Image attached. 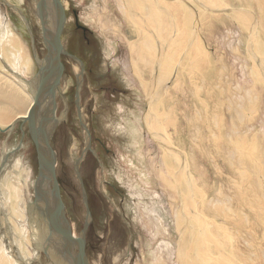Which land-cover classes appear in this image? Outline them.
I'll use <instances>...</instances> for the list:
<instances>
[{
    "label": "rangeland",
    "instance_id": "rangeland-1",
    "mask_svg": "<svg viewBox=\"0 0 264 264\" xmlns=\"http://www.w3.org/2000/svg\"><path fill=\"white\" fill-rule=\"evenodd\" d=\"M10 1L25 14L34 42L20 15L0 0V46L14 33L23 42V52L32 60L34 52L42 58L46 47L36 11L39 0ZM139 2L62 0L67 16L62 42L86 63L88 73L80 96L83 118L93 138V153L86 154L88 138L74 102L79 66L64 56L56 110L60 124L51 145L57 153V176L72 232L78 237L84 225H90L86 233L90 264H157L159 256L163 264H264L261 1ZM133 5L146 11L139 13L142 18ZM75 12L80 24L89 29L87 34L76 27ZM128 17L142 27L141 36L146 32L153 48L151 56L156 58L152 57L153 68L146 76L150 97L133 72L128 46L129 41L136 44L144 37L137 34L140 30ZM143 25L153 28V39ZM191 44L196 50L184 55ZM0 64L1 70L18 80L30 83L35 77L22 75L1 57ZM150 110V119L161 125L157 124L162 130L157 132L163 143L145 124ZM23 121H16L12 128L0 127V184L19 187L22 207L33 202L38 174L36 149L28 123ZM23 131L21 148L2 167L5 153L20 145ZM163 166L171 188L159 182ZM84 187L92 216L86 208ZM7 205L4 197L0 234L7 233L15 259L22 264L23 243L6 220ZM154 210L163 215L169 233L161 228L159 235ZM36 259L47 261L43 251Z\"/></svg>",
    "mask_w": 264,
    "mask_h": 264
},
{
    "label": "bare ground",
    "instance_id": "bare-ground-1",
    "mask_svg": "<svg viewBox=\"0 0 264 264\" xmlns=\"http://www.w3.org/2000/svg\"><path fill=\"white\" fill-rule=\"evenodd\" d=\"M4 1V0H3ZM9 4H6L11 8L13 9L17 14L20 15V13L14 9L12 6L20 9L17 5H15L12 1L10 0H6ZM61 3H62V0H60ZM131 1V0H129ZM261 3V8H262V11H264V0H260ZM135 2V1H134ZM132 1V3H134ZM139 2V0H138ZM166 2V1H165ZM174 1H172L173 3ZM178 2V1H176ZM159 3V2H158ZM207 3V1H206ZM205 3V4H206ZM135 4V3H134ZM169 4V3H168ZM175 4V3H173ZM204 4V3H203ZM204 4V5H205ZM63 5V3H62ZM138 5H141V3L139 2ZM156 5V4H155ZM166 5H167V2H166ZM151 6V5H150ZM211 7V5H209ZM37 9V13H38V16L40 18V21H41V27H42V32H43V36H44V32L46 35L50 36L51 33H52V30L54 29V26H55V23H54V20H55V14H56V9L55 7H53L51 4L47 5L46 3L45 4H41L40 6L37 5L36 6ZM64 7V5H63ZM134 7V11L136 13H140L142 12V8L141 9H138L135 5H133ZM132 7V8H133ZM214 7V6H213ZM152 8V7H151ZM178 8V6H177ZM144 9V8H143ZM149 9V8H148ZM146 8V10H148ZM174 9V8H173ZM172 9V10H173ZM209 9V8H208ZM211 9V8H210ZM22 11V9H20ZM130 10V9H129ZM214 10V9H213ZM64 11H65V7H64ZM23 12V11H22ZM146 12V11H145ZM144 10L142 12V14L144 13ZM158 12V10H157ZM179 12V11H178ZM66 13V12H65ZM134 13V12H133ZM162 13V12H161ZM24 14V13H23ZM140 14L138 16H140ZM141 14V15H142ZM175 13H173L174 15ZM25 15V14H24ZM147 15V14H146ZM149 15V14H148ZM151 15H154V14H151ZM157 15V14H156ZM202 15V14H201ZM21 17V15H20ZM157 17V16H156ZM2 18V17H1ZM0 18V20H1ZM22 18V17H21ZM132 18V17H130ZM128 17V20L131 24H134L133 26H135L137 28V30H140V26H138L137 24H135V22L131 21ZM140 18H142L140 16ZM139 18V20H141ZM203 18V17H202ZM171 21V20H170ZM143 22V21H142ZM158 22V21H157ZM1 24V23H0ZM28 24V23H27ZM29 25V24H28ZM149 25V24H148ZM180 24H178V27H179ZM156 26V25H155ZM173 26V25H172ZM28 27V26H27ZM77 27V26H76ZM143 27L145 28V25H143ZM78 28V27H77ZM133 28V27H132ZM78 29H81V28H78ZM153 29V28H152ZM152 29L149 28H145V31H147L148 35L152 38ZM175 29V28H174ZM177 29V28H176ZM181 29V28H180ZM29 34H30V39L32 40V42H34V34L30 28V25H29ZM64 30V29H63ZM83 30V29H82ZM89 30V29H88ZM132 30V29H131ZM179 30V28H178ZM144 31V30H143ZM142 31V33H143ZM175 31V30H174ZM182 31V29H181ZM180 31V32H181ZM196 31V30H195ZM12 32V31H11ZM10 32V33H11ZM10 33L8 35H10ZM63 33V32H62ZM141 33V30L138 31L137 34H139L140 36L142 35ZM146 33V32H145ZM144 33L145 36H141V37H144V39L142 38L138 43L134 44L133 41H129L128 42V46L130 47V55H131V60H132V69H133V72L134 74L138 77L139 79V82H140V87L145 90V91H148L149 92V97H150V89L148 90L147 89V85H148V81L146 80V76L148 74L151 73V70H152V57L151 56L153 54V48L152 46L150 45V42L149 40H147V38H149L148 36H146V34ZM177 33V32H176ZM188 33V31H187ZM186 33V34H187ZM122 34V33H121ZM168 34V33H167ZM62 36V35H61ZM139 37V36H138ZM176 37V36H175ZM178 37H181V36H178ZM0 38H1V34H0ZM146 38V39H145ZM186 38V37H185ZM188 38V37H187ZM187 38L185 40H187ZM191 38V36H190ZM193 38V37H192ZM153 39V38H152ZM181 39V38H179ZM178 39V41H179ZM193 41V40H192ZM197 42V41H196ZM22 40H19L18 36L14 33H12V35L8 36V39L6 40V42L4 44H2L0 46V57L1 58H4V64L8 63H11L13 65V67L15 68V70H18L22 75H28V76H31V75H36L39 68H37L36 65H38V63L40 62V59H43L44 57H46V55L43 57V58H40L38 56H36L35 54H33V57L34 59L32 60V57H30L28 53H25L23 52L22 50V47H21V44H22ZM156 43V42H155ZM179 43V42H178ZM193 44V43H192ZM189 45L188 48H185L186 50L188 49V52L186 51V53L184 52V55L187 54L188 56L190 55V53L192 51H195L196 48H193L194 45ZM196 45V43H194ZM176 45V44H175ZM63 46V45H62ZM177 46V45H176ZM179 46V44H178ZM4 47V48H3ZM45 47H46V41H45ZM165 47V46H164ZM171 48H173L172 46H170ZM197 47V46H196ZM65 52H68L70 55H73V56H76L75 54L69 52L64 46H63ZM193 48V49H192ZM161 49H162V45H161ZM175 49V48H174ZM177 49V48H176ZM192 49V51L190 52V50ZM202 49V48H201ZM181 50V49H180ZM160 51V49H159ZM171 51V49H170ZM184 51V50H183ZM163 50H161V54H162ZM166 52V51H165ZM177 52V51H176ZM181 52V51H180ZM6 53V54H5ZM16 54V59H12L11 55H15ZM46 53H47V48H46ZM168 53V50L165 54ZM182 53V52H181ZM194 53V52H192ZM197 53V52H196ZM195 53V54H196ZM203 53V52H202ZM3 54V56H2ZM170 54V53H169ZM207 55V54H206ZM61 56H65L66 58L69 57L68 55L62 53ZM169 56V55H168ZM191 56H194L191 54ZM204 56V55H203ZM38 57V58H37ZM78 57V56H76ZM167 57V56H166ZM178 57V56H177ZM70 58L72 60H74L73 57L70 56ZM79 58V57H78ZM155 57H153L154 59ZM160 58V57H158ZM196 58V57H195ZM80 59V58H79ZM156 59V58H155ZM154 59V61H155ZM164 60H166L165 58H163ZM204 60V58L202 59ZM257 60V59H256ZM34 61V62H33ZM36 61V62H35ZM76 61V60H74ZM177 61V60H176ZM201 61V60H200ZM205 61V60H204ZM159 62V60H158ZM157 62V63H158ZM161 62V61H160ZM170 62V61H169ZM35 63V65H34ZM73 63H76L78 64L79 66V70L77 73H80L82 71V66L81 64L76 61V62H73ZM84 63V62H83ZM154 63V62H153ZM156 64V63H155ZM159 64V63H158ZM163 64V62L161 63ZM84 65V71H83V78H82V83H81V87L85 81V77H86V74H87V70H86V67H85V64ZM165 65V63H164ZM168 65V64H166ZM74 66V65H73ZM163 66V65H162ZM161 66V67H162ZM258 66V65H257ZM64 67V66H63ZM168 67V66H167ZM2 68V65L0 64V127L2 128H5V127H11L15 124L16 121L20 120V119H25L32 106L34 105V94H33V85L32 83H28L27 81H25L24 79L23 80H18L17 78L15 77H12L11 75L7 74V72L4 70H1ZM74 68H77V66H74ZM169 68V67H168ZM167 68V69H168ZM255 68V66H254ZM158 69V68H156ZM160 69V68H159ZM158 69V70H159ZM164 69V68H163ZM65 71V70H64ZM63 71V72H64ZM161 71H162V68H161ZM164 71V70H163ZM4 72V73H3ZM166 72V71H165ZM167 73V72H166ZM20 74V75H21ZM161 74V72L159 73ZM164 74V73H163ZM162 74V75H163ZM77 75H75L76 77V87H75V97H74V102H75V105H76V108H77V102H76V91H77V82H78V78H77ZM165 75V74H164ZM161 76V75H160ZM259 76V75H258ZM36 77V76H35ZM34 77V79H35ZM161 78V77H160ZM261 78V77H260ZM22 81V82H21ZM161 81V80H160ZM39 82H41V80H39ZM34 84L37 85V81H34ZM157 84V82H156ZM60 84L56 90V105L54 107V110H55V116H56V110H57V107H58V103H57V94L58 92L60 93ZM81 87H80V91H81ZM30 88V90H29ZM140 88V89H141ZM154 88V87H153ZM157 88V87H156ZM155 90V89H154ZM80 91H79V96H80ZM152 92V91H151ZM152 96V95H151ZM150 100V99H148ZM153 101V99H151ZM53 104H54V101L52 102V98L48 97L46 100H44L43 104H42V115H48L52 109H53ZM79 106H80V114L83 118L84 114H85V111L82 107V96H80V99H79ZM163 109V108H162ZM160 111V110H159ZM152 110L149 111V115L145 118V124L148 128V130L151 132H153L155 134V136L153 137H156V139L159 141V142H162L163 141L159 138L158 136V126L157 124L159 123H156L154 121H152V119H150V116L152 115ZM161 112V111H160ZM77 113H78V117L79 116V112L77 110ZM159 114V113H158ZM162 114V113H161ZM165 114V113H164ZM156 115V114H155ZM178 116V115H177ZM161 117V116H160ZM187 117V116H186ZM58 118V117H57ZM158 118H159V115H158ZM175 118V117H174ZM172 119V122H175V119ZM184 118V117H183ZM182 118V119H183ZM59 119V118H58ZM160 119V118H159ZM60 120V119H59ZM80 120V119H79ZM84 120V118H83ZM158 119H156L157 121ZM163 121V120H162ZM165 123L167 122L164 121ZM171 122V121H170ZM86 123V126L89 130V133H87L86 131V127H83L84 130L86 131V136L88 138V142H86V150L88 149V147L90 146L91 147V150H88L86 152L89 153L90 151L93 153V148L91 146L92 142H93V138H92V133L90 131V128L88 126V123ZM161 123V122H160ZM60 124V122H59ZM58 124V125H59ZM171 124V123H170ZM58 125L51 131V137H53V134L56 130V128L58 127ZM160 125V124H159ZM164 125V123L162 124ZM167 125V124H166ZM166 125H164L163 127H166ZM182 125H184V123L182 122ZM161 126V125H160ZM169 126V125H168ZM167 126V127H168ZM173 126V124H172ZM162 127V128H163ZM12 128V127H11ZM177 128V127H176ZM175 129V128H174ZM160 132L162 131L161 129H159ZM158 130V131H159ZM135 131V130H134ZM176 131V129H175ZM165 132V131H164ZM177 132V131H176ZM135 133V132H134ZM151 133V134H153ZM167 133V132H166ZM165 133V134H166ZM136 134H138L137 132V129H136ZM179 134V133H178ZM168 135V134H167ZM169 136V135H168ZM167 136V137H168ZM138 139H140V136L137 135ZM173 139H177L176 136L172 137ZM169 139V138H168ZM143 141V140H142ZM179 141V140H178ZM141 144V142L139 141V145ZM159 145V144H158ZM164 145V144H162ZM163 148V147H162ZM166 148V147H165ZM166 150V149H165ZM169 150V149H167ZM167 153V152H166ZM57 154V153H56ZM168 155V154H167ZM99 163H100V158L98 156H96ZM164 158V157H163ZM166 158V157H165ZM168 158V157H167ZM82 161V160H81ZM173 161V160H172ZM164 163V162H163ZM169 163V162H168ZM176 163V162H175ZM20 164V162H19ZM24 164V163H23ZM165 164V163H164ZM134 165V164H133ZM166 165V164H165ZM177 165V164H176ZM17 166L18 163H17ZM167 166V165H166ZM175 166V164L173 165V167ZM172 168V167H171ZM170 168V169H171ZM169 169V168H168ZM170 171V170H169ZM171 171L173 172V170L171 169ZM175 171V170H174ZM160 173H158V176H159V182L161 184L162 187L164 188H167L168 186V180H166V177L164 175V172H166V167L163 166L160 170H159ZM39 173V171H38ZM168 173V172H167ZM166 173V174H167ZM174 174V172H173ZM176 174V173H175ZM178 174V173H177ZM38 176V174H37ZM81 176V174H80ZM174 176V175H173ZM171 177V176H170ZM2 178V177H1ZM37 178V177H36ZM82 178V176H81ZM176 178V177H175ZM158 179V178H157ZM172 179V178H171ZM2 182V181H1ZM82 182H83V179H82ZM180 182V181H179ZM3 183V182H2ZM181 183V182H180ZM2 186H0V189L4 195H1L2 197L0 198V204H1V210L4 212V197H5V200H7V212H9L8 214V217L6 218V220H8V222L10 224H12L11 226H13L15 228V232L18 233L17 235H19V237L21 238V241L23 243V248H24V254H23V259H22V264H43L42 262H44L43 260H41L39 262L37 258L38 256V252H41V251H44L46 256H47V261H46V264H81L78 256H76V253H73V251L71 250V248H69V246L61 241V238L60 236H55L53 235L50 239L49 238V232H50V228L52 227L51 225V208L53 206V202H52V198H51V193L49 191H46V190H43L41 192H39V201H37V204L34 205L35 203V199H36V193H35V189H34V198H33V202H31L28 205L22 207L21 206V190L19 189V187H15L14 185H4V184H0ZM14 186V187H13ZM82 188H83V184H82ZM171 188V186H170ZM84 190H85V193L83 194L84 195V199H85V203L88 205V195H87V192H86V188L84 187ZM23 195V194H22ZM23 199V198H22ZM32 200V199H31ZM26 202V201H25ZM28 203V202H26ZM25 203V204H26ZM24 204V205H25ZM87 205H86V208H87ZM88 208H89V205H88ZM28 209H29V213L28 214ZM6 210V209H5ZM90 210V208H89ZM155 216V219H157L158 221V225L160 228L159 229V235H160V230L161 228H163V230L167 233H169V229L167 228L166 226V221L163 217L162 214L156 212L155 210L152 211ZM5 216V215H4ZM91 216V215H90ZM2 218V217H1ZM2 220V219H1ZM180 220H181V217H180ZM28 221V222H27ZM181 223V222H180ZM27 224L30 225L31 227V230L32 232L30 231V229H28L27 227ZM177 224V223H176ZM179 224V223H178ZM5 225V224H3ZM179 227V226H178ZM181 228V227H180ZM179 228V229H180ZM84 229V228H83ZM88 228H86V230L84 231L83 233V230L81 231V234L78 236V237H82V233H83V238H84V243H85V253H86V233H87V230ZM4 235L0 234V264H18L17 261H16V256L17 254L15 255L14 252L12 251V248L9 246L8 244V241L6 240V234L5 231H3ZM76 236V235H75ZM166 238V237H165ZM10 239V237H9ZM34 245V247H33ZM167 246H169V243H167ZM15 247V246H14ZM38 247V250H36ZM77 251L78 249L75 248ZM190 249V248H189ZM52 251V252H51ZM21 252V250H20ZM48 253L51 257V260L50 258L48 257ZM53 254V255H52ZM15 256V257H14ZM87 258H88V255L86 254ZM159 261L157 262V264H163L162 263V257L159 256ZM20 263V262H19ZM45 263V262H44ZM88 263L90 264L89 262V258H88Z\"/></svg>",
    "mask_w": 264,
    "mask_h": 264
},
{
    "label": "water",
    "instance_id": "water-1",
    "mask_svg": "<svg viewBox=\"0 0 264 264\" xmlns=\"http://www.w3.org/2000/svg\"><path fill=\"white\" fill-rule=\"evenodd\" d=\"M7 4L10 5L6 0H4ZM51 4L56 9L55 14V26L52 30V33L50 36L46 35L44 32V40L46 41V48H47V55L43 59H40V62L38 63V71L35 75V79L31 80V83L33 85V94H34V105L32 106L28 116L23 119V122L28 123V130L31 137V140L35 146L37 158H38V176L34 182V189L36 193V199L34 205L37 204V201H39V192L46 190L51 193V198L53 202V206L51 208V225L49 232V238L50 239L53 235L60 236L61 241L65 242L69 248L73 251V253H76V256H78L81 264H89L88 258L85 253V243L83 238V233L86 230L87 226H84L82 237H76L74 236L72 232V227L70 225V222L66 215V206L62 199L61 195V188H60V182L57 176V154L54 148L51 145V131L59 124L60 120L55 116V110L54 107L56 105V90L60 84V79L64 71L63 64L61 62V54L64 53L68 55L69 57H73L74 60L78 61L82 66V71L78 73L77 78V91H76V104H77V110L79 112V119L80 123L83 127H86L87 133H89V130L86 126L85 121L83 120L81 114H80V106H79V91L82 83L83 78V71H84V63L81 59H79L76 56L70 55L68 52H65L62 44V32L65 27V24L67 22V16L64 11V7L60 0H39L38 5L41 4ZM14 9H16L26 25L29 28V23L23 14V12L12 6ZM76 17V26L78 28L83 29L84 31H87L88 28L82 24H80L77 14L75 12ZM28 23V24H27ZM36 56L38 54L34 52ZM39 57V56H38ZM37 57V58H38ZM41 80V82H39ZM34 81H37V85L34 84ZM52 98L53 109L48 115H42V104L44 100L47 98ZM26 132L23 131L22 141L20 145L16 147L14 150H10L7 153H5V157L2 162V167L7 163L8 158L21 148L22 142L25 138ZM91 150V147L89 146L87 151ZM86 151V152H87ZM80 177V176H79ZM85 193V190H84ZM87 205V204H86ZM87 211L90 214L88 205H87ZM77 248L78 251L75 249ZM48 257L51 260V257L48 253Z\"/></svg>",
    "mask_w": 264,
    "mask_h": 264
},
{
    "label": "flooded vegetation",
    "instance_id": "flooded-vegetation-1",
    "mask_svg": "<svg viewBox=\"0 0 264 264\" xmlns=\"http://www.w3.org/2000/svg\"><path fill=\"white\" fill-rule=\"evenodd\" d=\"M82 30V29H81ZM82 32H83V34H87L88 32H89V30H87V31H84V30H82ZM62 38V37H61ZM62 44H63V42H62ZM63 46H64V44H63ZM66 48V47H65ZM67 49V48H66ZM68 50V49H67ZM69 52H71L70 50H68ZM72 53V52H71ZM73 54H75V53H73ZM45 55H46V53H45ZM45 55H43V57L45 56ZM76 55V54H75ZM76 56H78V55H76ZM42 57V58H43ZM62 57V59H61V62H62V64H63V66H64V61H63V57L64 56H61ZM83 62H84V64H85V67H86V63H85V61L80 57V56H78ZM64 70H65V66H64ZM87 70V69H86ZM88 73V72H87ZM83 100V99H82ZM83 107V106H82ZM91 152V151H90ZM107 200H109L108 198H107ZM88 205H89V201H88ZM90 208V207H89ZM114 208V207H113ZM115 209V208H114ZM90 211V215H91V210H89ZM116 211H118V209H116ZM92 216V215H91ZM91 223V222H90ZM85 226V225H84ZM89 227H90V225H89ZM89 227H88V229H89ZM87 229V230H88ZM86 247H87V242H86ZM44 252V251H43ZM52 252V251H51ZM45 253V252H44ZM46 255V254H45ZM53 255V254H52ZM46 258H47V256H46ZM43 264H46V263H44V262H42Z\"/></svg>",
    "mask_w": 264,
    "mask_h": 264
}]
</instances>
